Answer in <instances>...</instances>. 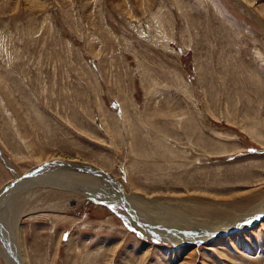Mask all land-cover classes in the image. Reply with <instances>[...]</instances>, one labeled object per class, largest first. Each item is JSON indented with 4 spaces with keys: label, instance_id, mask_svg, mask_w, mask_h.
Instances as JSON below:
<instances>
[{
    "label": "rangeland",
    "instance_id": "obj_1",
    "mask_svg": "<svg viewBox=\"0 0 264 264\" xmlns=\"http://www.w3.org/2000/svg\"><path fill=\"white\" fill-rule=\"evenodd\" d=\"M123 1L127 12L117 5ZM146 1L144 8L142 0H34L43 7L30 10L0 0V264H7L2 248L11 252L3 234L10 211L19 216L30 264H184L183 255L173 261L165 255L179 245L143 232L126 196L125 211L114 208L119 197L109 198L111 180L105 181L111 189H88L90 197L36 180L24 184L35 169L52 172L46 168L71 163L79 172L80 162L84 171L97 165L129 194V182L140 180L135 190L150 193L147 177L136 179L142 165L132 166L138 145L131 137L155 135V127L176 141L180 156L167 160L170 175L161 180L173 193L189 195L182 201L197 203L190 197L211 189L218 201L210 208L231 219L264 196V101H258L264 97L251 96L246 110V79L256 74L264 83V0L255 12L237 0ZM150 16L167 33L166 48L164 39L155 43ZM189 118L201 145L185 133ZM149 137L143 158L153 171ZM58 155L68 158L47 159ZM14 190L22 193L4 209ZM245 194L252 199L244 208L230 201ZM169 206L161 210L186 217ZM251 229L264 231V217L242 236L244 247L190 243L198 249L194 264H243L241 256L244 264H264V256L247 252L258 239ZM141 246L151 255L141 257Z\"/></svg>",
    "mask_w": 264,
    "mask_h": 264
},
{
    "label": "bare ground",
    "instance_id": "obj_2",
    "mask_svg": "<svg viewBox=\"0 0 264 264\" xmlns=\"http://www.w3.org/2000/svg\"><path fill=\"white\" fill-rule=\"evenodd\" d=\"M11 1L15 2L16 7L22 8V7H25V5H27V7H29L30 10H38L39 8L43 7L41 4L33 2L34 0H23V1L22 0H11ZM66 1L67 0H64V2ZM257 1L258 0H237L238 4H240L239 7H244L246 10H250L251 12H255V10H258L255 8ZM117 5H119V7L122 10H124V12H127L125 9L124 1L122 2V4L117 3ZM142 5L145 8L147 5V1L142 0ZM252 8L255 10H251ZM242 10L244 11V9ZM128 13L131 14V11L129 10ZM148 20H150L153 25L155 24L154 28L157 31V40L155 41V43L156 44L162 43L160 41L161 39H164L163 42L166 41L165 37H167V33L163 29H161L160 25L156 21H154L151 16L148 17ZM163 33H165V35ZM162 45L164 48H166V46H164L165 42L162 43ZM254 81L257 83L255 84ZM263 84H262L261 78H259V75H256V74L255 75L252 74L246 79V87L248 89L246 91L247 93L246 110L250 109L249 106L252 100L251 96H254L256 98H260V96L264 97V91H263L264 89L262 88ZM258 101H264V99H258ZM187 123L188 124L186 126L188 129H184L186 135L192 134L191 138L199 137V139H202V141L198 142L197 144L201 145V143L204 142V139L203 137L201 138L198 135V132L195 131L196 127L194 128L193 126L194 124L193 118H189L187 120ZM152 130L156 134L155 135L150 134V137L149 135H145L140 132L133 133L131 137L132 143L135 145H138L135 151L134 158L131 162L132 166L137 167V166L142 165V169L139 171V174L136 176V179L142 176L147 177V179L149 178L150 182H147V179H146V183L149 184L147 189L148 191H150V193H146L141 190H138V191L135 190L138 187H140L138 186V184L141 183V180H140L139 183L131 182V181L129 182L128 186L130 187V190H133V192L129 194L128 192L125 191V189L122 190V186L109 173H104L98 167H96L97 165L93 166L94 164L93 165L90 164L89 169H86L84 171L85 163H80V162L79 163L75 162L76 165L74 166V167L79 168V172H76L75 170L69 168L73 166L71 165V163H66V166L56 164L57 165L56 167L49 168L50 166L49 167L47 166L48 168L46 169L54 170L52 172H47L49 170L43 171V170L38 169L39 173L33 176L30 179L31 181L29 180L25 182L24 184L25 185L30 184L29 186H32V184L36 180L39 186H44V185L46 186L48 184L49 185L53 184V185H56V187L60 186L61 188H64L67 191L69 190L76 191L79 194H84L86 197H90L92 196V193H94L92 192V190L94 189L96 192L98 190H102V188L111 189L110 188L111 185L109 182L112 181L113 187H112V190L109 192L111 193L109 198L112 199L113 195L119 197L115 201L114 208L125 211L126 207L125 208L123 207L121 197L126 196L128 202L131 201L132 203L135 204V206H133L134 212L136 213L135 216L138 218V220L142 222L144 226H146V228L143 229L144 230L143 232L145 233L148 232L150 236L154 235L156 237L163 235L165 238L168 237V239H170L174 245H179V247L168 249L167 251H165V255L170 256V260L172 261L178 259L181 255H183L181 256V259L184 260V264H194V259H195L196 253L198 252V249L187 247V245H189L192 242H197V243L205 242L206 244L209 243V245L206 246L207 249H217V250L219 249L218 247H220V245L224 247L225 246L230 247L231 245L234 247V249L239 248L240 246L244 247L246 240L244 241L243 237L248 235V229H250L256 223L257 220L264 217V196H260L262 198L259 197L260 199L255 201V203H253L250 208L247 206L245 208L246 212L243 215L234 217L231 219L229 217L226 218L225 216L221 218V216L215 212V208H210L212 207V205L210 204V201L214 202L215 204L218 201L215 194L211 192V189H210V192L206 191L208 192V196H206L205 194H198L196 196L190 197V198L195 199L197 203L190 204V203H186L182 201L183 198H189V195L185 193H178V192L173 193L172 191L168 189L170 188L169 187L170 184H167L166 183L167 181L165 180H161L162 179L161 177L163 175L165 176L170 175V173H167V174L165 173L167 166L169 170L172 168V165H170L171 163H167L170 160L169 158H176V157L178 158L180 156V154L173 147L176 141L174 140L173 135L169 131L158 130V127H155ZM159 135H162L164 140H160L158 137ZM148 137L150 138V163H151V160L155 161V164H154L155 166L153 165L155 168L153 167L154 168L153 171L148 170L149 161L148 159L143 158L144 149L147 146V142L149 140ZM186 151L187 150H184V149L182 150V156L183 154L186 153ZM67 158L68 156L66 155L64 156L58 155L57 157L50 156L47 159L48 160L54 159V161H59L61 159H67ZM164 158H166V160H164ZM161 159L163 160V162H166V164H162V162L160 161ZM52 165H55V163ZM150 168H151V164H150ZM87 172H92V174L94 173L95 174L89 175ZM106 174L107 176L104 177L103 175H106ZM106 179L111 180V181L107 180V183H108L107 185L105 182ZM253 181L255 182L254 179ZM262 182L264 184V181ZM257 183H259L258 180H257ZM258 185H256V187ZM163 186L166 188L164 189ZM88 189H92V190L89 191ZM107 191L109 190H106L105 192ZM12 192H14L13 195H11ZM12 192H10L6 196V199H4L5 200L4 209L7 207L8 203L13 201L15 197H18V195L16 196L15 194V192L17 191L14 190ZM21 193L17 192V194H21ZM211 195H214V196H211ZM93 197L99 198L98 195H95ZM151 197L153 198L155 197L156 199L152 200ZM148 199H151V200L149 201ZM251 199L252 197L248 195L245 198H243L242 196H238V197L233 196V198L230 201H235L236 203L241 204V208L242 207L244 208L245 205H249V203L251 202ZM155 201L160 202V203L159 204L154 203ZM224 203H227V202L224 201ZM166 205L172 206V208L169 206L171 209L175 207L179 211L184 210L186 215H184V213L183 215L186 217L177 219V218H174V216L169 215L168 212L162 211V210L167 209ZM173 214H176V213H173ZM190 215L192 216V218L193 217L194 218L193 219L189 218L191 217ZM18 217L19 216L14 211L13 212L10 211L8 215H6V220H4L5 228H3L6 232L3 234L7 238L6 244L11 249V252L7 251V247L6 249L2 248L3 250H1V255L5 257V262L7 264H30L29 257L26 253V245H25L23 236L21 235L22 231H21V226L19 222L20 219H18ZM170 217H172V219ZM1 224L3 226L2 220H1ZM151 224L152 225L156 224V225L152 226ZM242 229L243 231H241ZM237 230L241 232H236ZM251 230L249 231V234L255 233V236L258 239L255 243L256 245L254 246L252 245V247L248 251L247 250L245 251H247L249 254H253L252 256L258 255V257L260 256V259H262L261 257L264 256V231L261 229L260 231H257V232L255 230H252L251 232ZM170 231H172L173 233L175 231L180 232L182 234L181 238H176L172 235L171 236L168 235L170 234L168 233ZM237 242H240V245H237L239 244ZM120 243L121 242H118L116 244L119 245ZM148 247L149 246H145V247L141 246L140 252L143 253L141 257L149 256V254L151 255V249L149 250ZM127 249L129 250L128 246H127ZM241 251H237V252L243 253ZM134 252L136 251L132 250L130 253L132 254ZM12 253H13V256H12ZM221 254H222V257L224 258L229 257L227 254L223 253V251L221 252ZM124 258L126 260L125 255H124ZM238 258L243 259L242 261H240V263H243V264L245 263V260H246L245 257L241 256ZM230 259H232V261L238 262L236 258L230 257Z\"/></svg>",
    "mask_w": 264,
    "mask_h": 264
},
{
    "label": "water",
    "instance_id": "obj_3",
    "mask_svg": "<svg viewBox=\"0 0 264 264\" xmlns=\"http://www.w3.org/2000/svg\"><path fill=\"white\" fill-rule=\"evenodd\" d=\"M38 170V169H35V171Z\"/></svg>",
    "mask_w": 264,
    "mask_h": 264
}]
</instances>
